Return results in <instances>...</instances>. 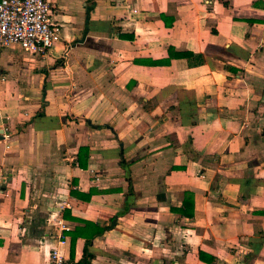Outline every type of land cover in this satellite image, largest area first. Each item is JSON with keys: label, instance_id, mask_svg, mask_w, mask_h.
Returning <instances> with one entry per match:
<instances>
[{"label": "crops", "instance_id": "crops-1", "mask_svg": "<svg viewBox=\"0 0 264 264\" xmlns=\"http://www.w3.org/2000/svg\"><path fill=\"white\" fill-rule=\"evenodd\" d=\"M50 1L57 46L0 51V264L53 213L66 264H264V0Z\"/></svg>", "mask_w": 264, "mask_h": 264}, {"label": "built area", "instance_id": "built-area-1", "mask_svg": "<svg viewBox=\"0 0 264 264\" xmlns=\"http://www.w3.org/2000/svg\"><path fill=\"white\" fill-rule=\"evenodd\" d=\"M61 28L54 21L50 0H0V51L15 46L29 54L45 56L60 42ZM61 209L71 207L64 204ZM47 223L59 234L46 264H66L64 248L69 239L66 233L72 227L58 213L51 214Z\"/></svg>", "mask_w": 264, "mask_h": 264}, {"label": "trees", "instance_id": "trees-1", "mask_svg": "<svg viewBox=\"0 0 264 264\" xmlns=\"http://www.w3.org/2000/svg\"><path fill=\"white\" fill-rule=\"evenodd\" d=\"M120 38L122 39H129V40H132L133 39V36L132 37H128V36H124V35H120ZM170 57H182V58H186L190 61L191 63V60H195L196 61V64L198 63H201L202 59H201V56H196V55H193L192 53L190 52H184V53H176L173 51V49L170 50ZM163 63H167V61L163 62ZM83 151V150H82ZM84 151H86L84 149ZM80 163V167L81 168H85L87 166V157L85 158V161L83 162L82 161V158L79 159ZM72 194L76 195V196H79V194L76 192V191H72ZM91 196H92V193H90L89 195L86 196V199L90 200L91 199ZM193 202H184L182 208L180 209H176V208H171V211L173 213H176V214H180L181 216H184V217H190L192 218L193 217ZM85 226L86 227H92L91 228V234L90 235H86V238L88 240H91L93 239L95 236H98L99 234H101L104 229L102 227H98L96 224H92V223H85ZM81 229H76L74 232H69V233H66V236H70L71 237V249H72V254H73V251H74V248H75V243H76V240L81 237ZM200 259L203 260V255L200 254ZM83 264H86V263H83Z\"/></svg>", "mask_w": 264, "mask_h": 264}, {"label": "water", "instance_id": "water-1", "mask_svg": "<svg viewBox=\"0 0 264 264\" xmlns=\"http://www.w3.org/2000/svg\"><path fill=\"white\" fill-rule=\"evenodd\" d=\"M3 133H4L3 131H0V135H3ZM1 138H3V137L0 136V139H1Z\"/></svg>", "mask_w": 264, "mask_h": 264}]
</instances>
